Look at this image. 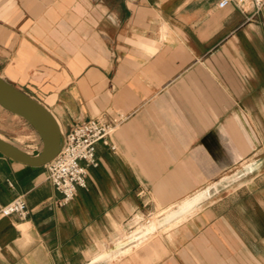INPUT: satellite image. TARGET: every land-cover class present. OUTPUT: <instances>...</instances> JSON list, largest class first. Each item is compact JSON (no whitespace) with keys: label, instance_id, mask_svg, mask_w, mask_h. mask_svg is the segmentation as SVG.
<instances>
[{"label":"crops","instance_id":"0c3cea01","mask_svg":"<svg viewBox=\"0 0 264 264\" xmlns=\"http://www.w3.org/2000/svg\"><path fill=\"white\" fill-rule=\"evenodd\" d=\"M217 2L0 0L2 77L63 132L89 117L120 119L115 149L97 144L87 186L62 206L45 165L0 153V205L22 195L28 208L0 216V264L259 258L256 238L219 206L228 194L212 188L264 142V8Z\"/></svg>","mask_w":264,"mask_h":264},{"label":"rangeland","instance_id":"374dc122","mask_svg":"<svg viewBox=\"0 0 264 264\" xmlns=\"http://www.w3.org/2000/svg\"><path fill=\"white\" fill-rule=\"evenodd\" d=\"M261 112L264 111L258 109V113ZM257 118V129L264 131V116ZM0 136L28 152L38 146V141L41 142L37 132L24 118L1 105ZM246 164H251V167L246 168ZM226 175L231 176L230 180L224 186L213 187L212 193L220 197L228 194L219 206L228 211L230 218L244 231L245 238H256L259 258H245L242 263L264 264V142H260L255 153L244 157Z\"/></svg>","mask_w":264,"mask_h":264},{"label":"built area","instance_id":"2783aa9c","mask_svg":"<svg viewBox=\"0 0 264 264\" xmlns=\"http://www.w3.org/2000/svg\"><path fill=\"white\" fill-rule=\"evenodd\" d=\"M228 5L243 10L249 6L253 13L264 8V0H218L217 6L223 8ZM120 123V119H104L103 117H89L73 124L63 132V140L57 155L45 164L46 178L60 194L56 204H67L73 199L79 188L87 186L88 168L98 165L96 146L98 143L114 150L115 145L111 134ZM27 203L22 195L0 205V216L16 215L26 217Z\"/></svg>","mask_w":264,"mask_h":264},{"label":"water","instance_id":"95a60500","mask_svg":"<svg viewBox=\"0 0 264 264\" xmlns=\"http://www.w3.org/2000/svg\"><path fill=\"white\" fill-rule=\"evenodd\" d=\"M0 105L24 118L40 137V150L28 152L0 137V153L31 166L45 165L60 150L63 131L52 112L39 100L0 75Z\"/></svg>","mask_w":264,"mask_h":264},{"label":"bare ground","instance_id":"6f19581e","mask_svg":"<svg viewBox=\"0 0 264 264\" xmlns=\"http://www.w3.org/2000/svg\"><path fill=\"white\" fill-rule=\"evenodd\" d=\"M1 138H3V137H1ZM245 167L246 168H249V167H251V164H246ZM206 192H207V190H205L203 192H199L192 200L183 202V204L181 205L182 210L183 211H186L189 208L193 207L196 204L197 200H199L202 197H204V195L206 194ZM156 225H157V222H153V226L156 227Z\"/></svg>","mask_w":264,"mask_h":264}]
</instances>
